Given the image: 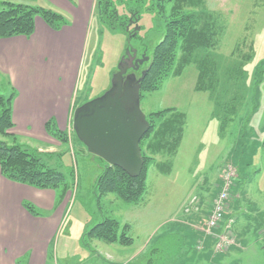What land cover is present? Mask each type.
Segmentation results:
<instances>
[{"label":"rangeland","instance_id":"obj_1","mask_svg":"<svg viewBox=\"0 0 264 264\" xmlns=\"http://www.w3.org/2000/svg\"><path fill=\"white\" fill-rule=\"evenodd\" d=\"M5 1L29 3L0 0V9ZM154 1L111 0L120 17L131 9L140 11L137 25L128 24L131 32L138 28L131 48L137 50L140 58L146 52L149 55V60L135 72L138 77L152 62V49L164 34L173 5L167 4L162 21H158L151 9ZM36 4L51 8L47 0ZM88 4L87 40L72 98L76 106L63 120V129L54 118L49 120L67 133V142L49 134V142L35 140L30 145L39 150L43 164L64 171L69 182L66 191L56 189L61 195H55L57 213L40 209L44 217L54 215L58 219L48 253L49 264H128L157 254L168 256L169 264H264V0H194L185 7L184 12L198 26L204 24L206 29V23L216 24L219 38L205 56L197 55L198 61L176 75L172 70L183 62L178 47L171 73L160 79L157 89L141 90V108L154 124L141 150L152 160L170 158L171 170L165 173L154 160L149 162L147 191L138 203L96 191L95 182L105 163L87 150L73 128L75 108L111 86L128 40L121 28L102 22L98 0ZM242 74L245 78H240ZM4 87L9 91L7 79L0 73V94L8 95ZM165 109H173L169 116L181 124V138L178 142L175 135L178 145L172 154L158 153L152 147L163 138L158 130L165 121L155 114ZM171 137L168 143L172 142ZM5 139L11 143L27 141L14 133ZM228 170L235 172L229 216L236 222L226 230V237L234 243L217 248L224 228L207 233L204 221L201 229L210 239L203 245L199 239L205 233L182 222L186 217L184 206L193 210L195 203L190 202L198 201L199 208L204 209L221 191L220 176ZM70 172L74 177H69ZM105 218L119 220L121 228L129 224L133 244L107 243L90 237V228Z\"/></svg>","mask_w":264,"mask_h":264},{"label":"crops","instance_id":"obj_2","mask_svg":"<svg viewBox=\"0 0 264 264\" xmlns=\"http://www.w3.org/2000/svg\"><path fill=\"white\" fill-rule=\"evenodd\" d=\"M93 1L47 0L51 9L69 16L68 19L63 14L68 22L61 29L55 30L41 17H36L35 31L31 36L0 38V73L7 79L9 89L7 91L4 87L5 93L15 94L11 133L27 140L21 143L49 142L47 121L54 118L58 127L63 129V120L76 106L72 98L87 40V7ZM36 2L38 0L33 3ZM57 190L9 180L3 176L0 167V264H49L48 253L58 219L54 215L44 217L40 209L51 214L56 210L57 213L58 198L55 199V195L61 197ZM28 202L35 204L37 214L25 206ZM197 202L193 210L184 206L186 217L182 222L204 232L201 226L211 202L204 209L199 208ZM204 236L199 239L202 244L210 239L206 233Z\"/></svg>","mask_w":264,"mask_h":264},{"label":"trees","instance_id":"obj_3","mask_svg":"<svg viewBox=\"0 0 264 264\" xmlns=\"http://www.w3.org/2000/svg\"><path fill=\"white\" fill-rule=\"evenodd\" d=\"M28 1L29 3L1 2L3 8L0 9V38L31 36L35 31L36 17H41L55 30L61 29L67 23V19L63 14L51 8L34 4L33 2L35 0ZM193 1L155 0L152 2L151 9L155 12L158 21H162L167 4L172 2L173 5L170 9L169 21L165 24L164 34L152 49L153 59L150 66L146 69L147 74L142 81L141 90L144 88L157 89V84L160 82V79L171 73V68L175 60V52L178 47L183 53V62L178 69L172 70L176 75L180 74L186 65L193 61H198L196 58L197 55L203 54L205 56V53L215 47V41L217 42V38H219L218 26L209 22L206 23V29L204 24L200 27L198 23L196 24L194 22L191 15L184 12L185 7L191 5ZM98 3L100 9L99 15L101 16L102 22H105L111 28H121L128 35L127 46H131V40L138 35V32L135 30L133 32L127 31L126 27L131 20L134 21L135 25L137 24L140 18V11L138 9H131L128 14L120 17L117 10L111 4V0H98ZM130 18L131 20H129ZM145 54L149 56L147 52ZM205 60L207 61V58ZM206 61L203 60L202 62L205 63ZM239 67L242 68V66ZM240 78L245 77L242 74ZM14 96V92L8 95L0 94V167L3 176L9 180L41 189H64L66 191L69 182L64 171L59 168H49L43 164L40 161V152L38 149L20 142L11 143L5 139L13 134L11 130L14 127L12 118ZM171 111L173 109H165L155 114L159 118H165L164 127L158 130L163 134V138L157 144L152 145L158 153L168 151L167 154H172L176 150V146L181 138L180 121L169 116ZM148 120L151 123L149 118ZM52 122L48 121L46 123L48 133L60 139L65 144L67 142V133L59 130L54 122ZM153 129L154 124L151 123L150 130L142 138L140 146H142L143 140L149 136ZM175 135H178L177 143L175 142ZM169 137H171L170 140L172 142L168 143ZM142 154L144 167L142 173L137 177L130 176L118 166L109 165L99 157L105 164L103 166V172L96 179V191L100 195L112 193L126 202L138 203L147 191L149 162L154 160L153 163L165 173L171 170L170 158L167 161H157L155 159L152 160L143 150ZM69 177H74V174L70 172ZM25 206L31 213L37 214L36 208L31 203L28 202ZM129 227V224H125L121 228V222L119 220L105 218L100 223L93 225L87 234L90 237L103 240L107 243H120L129 246L133 244V238L128 234ZM145 258L128 264L170 263L168 256L163 255L162 257L161 254H157L156 257H151L148 260Z\"/></svg>","mask_w":264,"mask_h":264},{"label":"water","instance_id":"obj_4","mask_svg":"<svg viewBox=\"0 0 264 264\" xmlns=\"http://www.w3.org/2000/svg\"><path fill=\"white\" fill-rule=\"evenodd\" d=\"M136 56L137 50L127 46L109 89L76 107L72 116L74 131L87 150L133 177L142 173L140 142L151 126L141 108V85L147 70L140 77L135 74L149 56Z\"/></svg>","mask_w":264,"mask_h":264},{"label":"built area","instance_id":"obj_5","mask_svg":"<svg viewBox=\"0 0 264 264\" xmlns=\"http://www.w3.org/2000/svg\"><path fill=\"white\" fill-rule=\"evenodd\" d=\"M220 178L222 182L221 191L214 197L209 215L205 220L207 229V231H205L207 233H210L209 231L215 228H224V231L218 236L217 248H223V246L229 247L234 243V241L226 237V230L233 228L235 223V218L229 216V202L233 189V182L235 181V172L232 173L231 170H228V172L222 174Z\"/></svg>","mask_w":264,"mask_h":264},{"label":"flooded vegetation","instance_id":"obj_6","mask_svg":"<svg viewBox=\"0 0 264 264\" xmlns=\"http://www.w3.org/2000/svg\"><path fill=\"white\" fill-rule=\"evenodd\" d=\"M141 57H142V55H141ZM136 58H140V57H138V55H137ZM142 66H143V65H142ZM142 66H141V67H142ZM141 67H140V68H141ZM139 70H140V69H139ZM130 71L132 72L133 70H132V69H129L128 72H130ZM137 71H138V70H137Z\"/></svg>","mask_w":264,"mask_h":264}]
</instances>
